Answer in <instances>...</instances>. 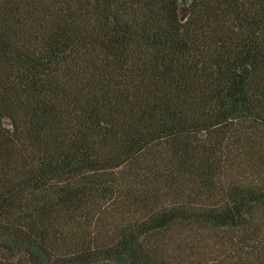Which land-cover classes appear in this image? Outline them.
I'll return each mask as SVG.
<instances>
[{
  "label": "trees",
  "instance_id": "trees-1",
  "mask_svg": "<svg viewBox=\"0 0 264 264\" xmlns=\"http://www.w3.org/2000/svg\"><path fill=\"white\" fill-rule=\"evenodd\" d=\"M0 264H264V0H0Z\"/></svg>",
  "mask_w": 264,
  "mask_h": 264
},
{
  "label": "rangeland",
  "instance_id": "rangeland-1",
  "mask_svg": "<svg viewBox=\"0 0 264 264\" xmlns=\"http://www.w3.org/2000/svg\"><path fill=\"white\" fill-rule=\"evenodd\" d=\"M182 15H184V14L182 13Z\"/></svg>",
  "mask_w": 264,
  "mask_h": 264
}]
</instances>
